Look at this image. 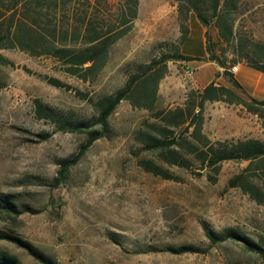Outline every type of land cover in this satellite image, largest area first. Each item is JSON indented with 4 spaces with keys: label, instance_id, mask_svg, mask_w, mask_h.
Returning a JSON list of instances; mask_svg holds the SVG:
<instances>
[{
    "label": "rangeland",
    "instance_id": "374dc122",
    "mask_svg": "<svg viewBox=\"0 0 264 264\" xmlns=\"http://www.w3.org/2000/svg\"><path fill=\"white\" fill-rule=\"evenodd\" d=\"M79 1H93L94 11L106 15L100 32L117 20L121 0ZM236 4L230 21L237 43L221 40L215 25L204 26L193 12L185 23L189 32L194 21L206 27L208 44L228 68L244 60L242 53L264 62V0ZM178 5L139 0L131 30L111 46L93 80L69 74L50 56L0 50L9 61L0 62V198L20 211L0 209V253L21 264H264L243 241L212 243L205 231L207 226L216 233L264 238V206L228 185L248 162L225 160L218 171L205 167L198 156L203 141L191 134L195 127L177 125L178 117L173 124L164 120L165 113L184 107L191 92L203 90L192 64L180 58L185 40ZM185 49L199 50L198 41ZM162 53L172 58L154 109L122 100L105 135L80 155L87 141L80 129L101 130L102 101ZM211 62L209 76L220 67ZM230 76L220 69L212 83L261 109ZM38 102L53 115L38 111ZM203 117L201 135L211 142L264 138V117L242 104L207 101ZM172 139L171 148L161 144ZM181 246L199 251L168 250Z\"/></svg>",
    "mask_w": 264,
    "mask_h": 264
},
{
    "label": "trees",
    "instance_id": "16d2710c",
    "mask_svg": "<svg viewBox=\"0 0 264 264\" xmlns=\"http://www.w3.org/2000/svg\"><path fill=\"white\" fill-rule=\"evenodd\" d=\"M179 14L182 19L183 39L189 34L185 23L190 12L195 13L204 26L215 25L219 38L227 43H237L233 22L230 16L237 8V0H178ZM139 0H121L119 15L107 31L100 32L106 27L105 17L94 11L93 1L79 0H0V50L4 48H19L31 55H46L58 59L65 70L83 80L95 79L106 65L110 48L132 28L137 16ZM208 59L216 61L220 67L226 66L212 51L208 44ZM172 56L162 53L160 57L142 66L140 71L130 76L125 86L112 97L102 101L98 116L101 130L80 129L87 133V141L80 151L82 155L93 142L105 135L109 116L114 112L122 100H128L133 107L153 110L157 101L158 85L167 72V61ZM180 58L190 60L181 55ZM242 58L252 67L264 73V62L242 53ZM0 62L9 61L0 53ZM230 81L239 90L242 86L230 76ZM54 84H62L55 81ZM227 101L244 105L249 111L261 114L264 117V101H256L261 109L256 108L244 97L223 86L211 83L201 91L191 92L184 107L164 114V120L194 126L191 133L203 141L201 157L205 167L219 169V164L225 160L246 161L248 164L239 173L234 175L228 185L240 189L258 205L264 206V140L244 139L232 141L211 142L201 135L203 113L207 101ZM38 111L51 117L52 111L37 103ZM80 127H84L83 124ZM167 148L175 146V140L161 141ZM203 154V155H202ZM202 155V156H201ZM79 157L64 163V168L77 162ZM159 174L155 169L150 170ZM0 209L20 212L8 198H0ZM205 231L212 243L225 238H233L244 242L245 246L259 255L264 261V238L254 241L240 236L233 230L216 233L205 226ZM174 253L197 252L198 248L181 246L177 249H168ZM0 264H21L20 261L6 253H0ZM45 264H51L45 262Z\"/></svg>",
    "mask_w": 264,
    "mask_h": 264
},
{
    "label": "crops",
    "instance_id": "0c3cea01",
    "mask_svg": "<svg viewBox=\"0 0 264 264\" xmlns=\"http://www.w3.org/2000/svg\"><path fill=\"white\" fill-rule=\"evenodd\" d=\"M206 32V27H204L200 22L194 21V23L190 26V32L183 43L182 55L190 59L188 60V63L192 64V67L195 69V73L198 74L199 85L204 89L214 81L215 73L220 69H224L231 72L232 77L242 86L244 92L249 97L257 101H264V73L250 66L244 60L239 63L238 70L236 72H232L231 67H219L217 69L215 68L214 72L210 76L207 74V69H209V66L213 63L208 59L209 53ZM191 40L198 41L199 50L194 52L185 49V46ZM215 84L218 85L217 83ZM262 140H264V138Z\"/></svg>",
    "mask_w": 264,
    "mask_h": 264
},
{
    "label": "built area",
    "instance_id": "2783aa9c",
    "mask_svg": "<svg viewBox=\"0 0 264 264\" xmlns=\"http://www.w3.org/2000/svg\"><path fill=\"white\" fill-rule=\"evenodd\" d=\"M238 66H239V65H233V66L231 67V71H232V72H236V71L238 70ZM186 74H188V75L190 76V78H193V76H194V71H193L192 69L188 68L187 71H186Z\"/></svg>",
    "mask_w": 264,
    "mask_h": 264
},
{
    "label": "bare ground",
    "instance_id": "6f19581e",
    "mask_svg": "<svg viewBox=\"0 0 264 264\" xmlns=\"http://www.w3.org/2000/svg\"><path fill=\"white\" fill-rule=\"evenodd\" d=\"M188 75V74H187ZM189 76V75H188ZM190 77V76H189Z\"/></svg>",
    "mask_w": 264,
    "mask_h": 264
}]
</instances>
